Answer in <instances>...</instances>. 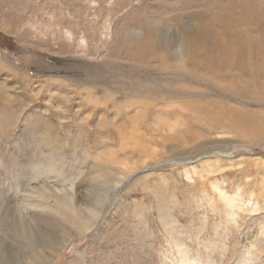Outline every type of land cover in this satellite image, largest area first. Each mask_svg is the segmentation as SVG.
<instances>
[{
  "label": "rangeland",
  "instance_id": "374dc122",
  "mask_svg": "<svg viewBox=\"0 0 264 264\" xmlns=\"http://www.w3.org/2000/svg\"><path fill=\"white\" fill-rule=\"evenodd\" d=\"M0 209L27 264H264V0H0Z\"/></svg>",
  "mask_w": 264,
  "mask_h": 264
},
{
  "label": "bare ground",
  "instance_id": "6f19581e",
  "mask_svg": "<svg viewBox=\"0 0 264 264\" xmlns=\"http://www.w3.org/2000/svg\"><path fill=\"white\" fill-rule=\"evenodd\" d=\"M188 36V35H187ZM107 174V173H106ZM108 176V175H107ZM109 177V176H108ZM35 197V195H34ZM41 197V196H40ZM228 201H230L229 199H227ZM28 203V202H27ZM60 204V203H59ZM62 204H64L65 206H69L70 204H73L71 202H67V201H63ZM32 205V204H31ZM42 206V205H41ZM59 206V205H58ZM19 207V206H18ZM14 208L13 206H10V207H7L5 208V215H7V219L9 220L10 219V214L11 215H18L17 211L19 210V208ZM76 207V206H75ZM82 207V206H81ZM22 208V207H21ZM45 208V207H43ZM69 208V207H68ZM85 208V207H84ZM59 209V208H58ZM62 209V207L60 208ZM75 209V208H74ZM1 210V209H0ZM81 210V209H79ZM76 211V210H75ZM74 211V212H75ZM59 215V214H58ZM75 215V214H74ZM38 216V215H37ZM66 216V215H65ZM94 216V215H92ZM59 217V216H58ZM69 218V216L67 217ZM34 219V218H33ZM38 219V218H37ZM36 219V220H37ZM51 219V220H50ZM53 219L56 221H58L55 217L53 218H48L46 217V223L47 224H51V221H53ZM89 218L86 217H81V216H78L75 218V220H73L72 223L76 224L78 226V230L79 232L81 231H85V230H88L89 227L88 225H86V222ZM3 223H4V226L6 225L7 227L6 228H9V230H11V234L14 233V236H17L19 238V240H24V241H19L20 243L22 244H26V242L29 240L28 244L29 246H27V248L29 249L30 246L34 245V241H37L36 238H34L36 235V233H31L27 226L25 224H23L22 222H19V221H16V222H12L11 224L3 219L2 220ZM41 221H43V219H41ZM67 224V223H66ZM69 224V223H68ZM54 225V224H53ZM2 226V225H1ZM49 226V225H47ZM52 226V225H50ZM33 228V227H32ZM49 228V227H48ZM61 228V227H60ZM39 229V228H38ZM64 229V228H63ZM33 230V229H32ZM60 230V229H59ZM81 230V231H80ZM48 231V230H47ZM54 232V231H53ZM78 233V232H77ZM82 233V232H81ZM59 234V233H58ZM55 235V234H54ZM57 239V238H56ZM17 241V240H16ZM31 241V242H30ZM18 242V244H19ZM9 246V245H8ZM24 246V245H23ZM7 246L4 245V243L0 242V264H27V261L26 260H22L20 257L17 256V254H14V253H11V248H7L8 250H6ZM30 250V249H29ZM31 251V254H34L31 255L29 254V256L31 257H34L35 259H38V264H44V261L45 260H51L53 259V257H56L58 254H55V256H51V254H49L46 259L44 258L45 256H42L40 254H38L35 250H30ZM180 259H181V264H192L191 260L187 257L186 254H184L183 252L180 253ZM49 262V261H48ZM30 264V263H29ZM48 264V263H47Z\"/></svg>",
  "mask_w": 264,
  "mask_h": 264
}]
</instances>
